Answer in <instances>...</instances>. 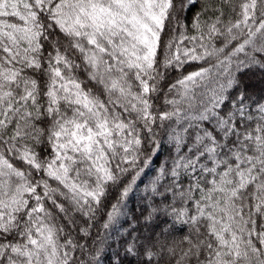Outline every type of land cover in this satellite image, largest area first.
<instances>
[{"label":"snow or ice","instance_id":"obj_1","mask_svg":"<svg viewBox=\"0 0 264 264\" xmlns=\"http://www.w3.org/2000/svg\"><path fill=\"white\" fill-rule=\"evenodd\" d=\"M0 264H264V0H0Z\"/></svg>","mask_w":264,"mask_h":264},{"label":"trees","instance_id":"obj_2","mask_svg":"<svg viewBox=\"0 0 264 264\" xmlns=\"http://www.w3.org/2000/svg\"><path fill=\"white\" fill-rule=\"evenodd\" d=\"M166 157V151L162 153V159Z\"/></svg>","mask_w":264,"mask_h":264}]
</instances>
